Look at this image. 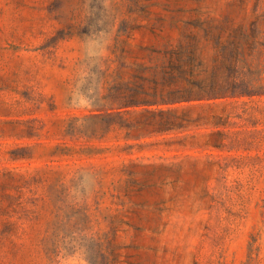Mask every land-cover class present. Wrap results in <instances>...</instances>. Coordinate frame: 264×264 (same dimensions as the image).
<instances>
[{
    "label": "rangeland",
    "instance_id": "obj_1",
    "mask_svg": "<svg viewBox=\"0 0 264 264\" xmlns=\"http://www.w3.org/2000/svg\"><path fill=\"white\" fill-rule=\"evenodd\" d=\"M181 43L227 90L122 105ZM0 264H264V0H0Z\"/></svg>",
    "mask_w": 264,
    "mask_h": 264
},
{
    "label": "trees",
    "instance_id": "obj_2",
    "mask_svg": "<svg viewBox=\"0 0 264 264\" xmlns=\"http://www.w3.org/2000/svg\"><path fill=\"white\" fill-rule=\"evenodd\" d=\"M221 53V66H216L215 71L209 79L196 77L195 72L205 65L206 59L202 55L200 43H181L170 51L168 68L169 77L164 81L154 80L151 90L147 89L142 82L134 81L128 84V93L120 95L121 104L124 106L138 104H158L169 102H180L195 97L218 96L225 92L227 87L220 81V69L222 66L229 71L236 70L240 65L241 46L226 43H215ZM177 75L186 79L188 84L184 86L173 85ZM230 82V74L226 79ZM167 91H165L166 88ZM105 116H101L104 118ZM105 119V118H104ZM184 119L177 117H166L158 125V130H171L184 126ZM76 122H71L68 131H82ZM109 125L108 128H110ZM98 127L95 128V130Z\"/></svg>",
    "mask_w": 264,
    "mask_h": 264
}]
</instances>
